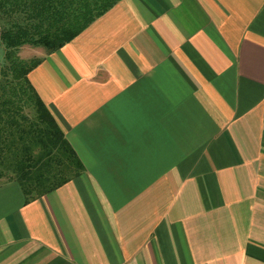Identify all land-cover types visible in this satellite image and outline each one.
<instances>
[{"label": "crops", "instance_id": "1", "mask_svg": "<svg viewBox=\"0 0 264 264\" xmlns=\"http://www.w3.org/2000/svg\"><path fill=\"white\" fill-rule=\"evenodd\" d=\"M34 57L84 172L0 183V264H264V0H121Z\"/></svg>", "mask_w": 264, "mask_h": 264}, {"label": "trees", "instance_id": "2", "mask_svg": "<svg viewBox=\"0 0 264 264\" xmlns=\"http://www.w3.org/2000/svg\"><path fill=\"white\" fill-rule=\"evenodd\" d=\"M121 0H0V180L16 182L25 203L84 172L56 119L29 81L41 59L23 61L25 45L52 53Z\"/></svg>", "mask_w": 264, "mask_h": 264}, {"label": "rangeland", "instance_id": "3", "mask_svg": "<svg viewBox=\"0 0 264 264\" xmlns=\"http://www.w3.org/2000/svg\"><path fill=\"white\" fill-rule=\"evenodd\" d=\"M2 25H0L1 27ZM44 51V49L42 48H34L32 46H28V45H25V46H22L19 50H18V58L23 60V61H28L30 59H33L35 58L34 56L35 55H39L41 51ZM3 54H4V48H3V45L0 44V64L2 63L3 61ZM7 180L5 178L1 179L0 180V183L2 182H6Z\"/></svg>", "mask_w": 264, "mask_h": 264}]
</instances>
